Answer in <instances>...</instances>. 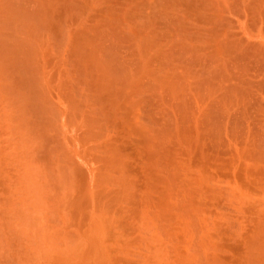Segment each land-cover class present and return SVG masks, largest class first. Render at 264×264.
Wrapping results in <instances>:
<instances>
[{
  "label": "rangeland",
  "instance_id": "374dc122",
  "mask_svg": "<svg viewBox=\"0 0 264 264\" xmlns=\"http://www.w3.org/2000/svg\"><path fill=\"white\" fill-rule=\"evenodd\" d=\"M66 1L69 0H56V2L54 0L51 6L53 7L51 10L57 13L55 15L50 10L54 17L52 25L56 26L54 29L57 28V24L60 28L58 27L59 30L56 29L52 34L44 31L46 36H41V39L45 37L48 39L43 41V44L47 42L44 44L46 49H41L43 44H39L40 49L43 50L39 55L44 56L42 55V59L38 57V62L42 63L41 70L46 69L42 71L48 77L45 76L47 85L52 86L49 90L55 91L52 93L49 91V94H52L49 96L53 99L51 100L53 105L55 104L54 106L63 110L64 113L72 112V109L70 112L68 110L72 107L70 106L72 102L78 103V107L81 105V109L78 108L80 110L78 115L81 117L59 118L60 129L64 128L65 132L62 131V133L67 137H65L67 141L64 140L70 142L68 146L67 143L65 144L67 149L70 148L67 152L70 157L75 155V159L71 158V162H75L74 167H76L74 168L75 179L82 182L75 180L76 185L79 186L78 183H80L79 187H89V191L87 189L89 197L91 188H93L92 191L96 190L91 185L94 182L92 179H95L101 168L107 166L111 168L113 164V171L116 166L120 169H115L117 171L114 172L117 174L109 171L113 181L104 189L106 197L104 206L107 203L105 209H109L107 210L109 212L112 210L110 214L107 212L109 216L106 213V223L108 224L109 221L108 226L110 228L111 224L113 226L112 230H108L107 227L108 231H112L111 236L106 235L112 240L105 237L108 240L105 243H109V245L105 244V249L107 248L110 255L109 262L106 264H264V236H262L264 235V0H71L69 4ZM55 4L58 6H54ZM114 23H116L115 26ZM98 32H103L106 39H103L104 35L100 33L101 37ZM115 33L119 35V38L114 36ZM59 34L62 36H58ZM147 37L150 42L152 39L155 41H152L151 45L155 44L153 45L155 53L158 50L157 53L160 52L161 56L154 54V48L153 53L148 52L150 55L140 52L143 41L145 40L144 42L148 44ZM112 40L116 42H114L115 49H113ZM140 44L142 46H139ZM147 44L145 43V46ZM149 45L146 46L149 49L144 50L147 49L144 46L143 51L152 50V46ZM99 47L106 48L104 50L107 54L113 53L115 57L119 55L118 60L116 58L117 62L120 59L121 62H119H123L126 69H131L128 70L134 75L131 85L125 81L123 83L122 80L117 81L116 79L120 77L118 73L112 75L114 79L110 82L105 77H101V73L92 69L89 62L91 63L92 58L95 59L102 52V48ZM81 48L86 49L84 51H87L90 61L87 60V55L86 60L80 57ZM98 49L101 51L99 52ZM211 69L219 72L209 74ZM164 74L169 77L174 76L176 80L178 77L179 85L180 79L183 78L181 85L175 86L177 87L175 89L179 86L180 92L173 91L172 87L167 89H165L167 86L155 87L156 83L153 84L152 79ZM136 75L138 76L135 77ZM55 78L58 79L55 80ZM210 79L214 80V84ZM201 82L203 84L208 82L207 86L213 91L206 84L204 87ZM66 108L68 111L65 110ZM0 118L4 119L2 123L0 120V129L4 126L3 131H0L3 132V135L0 133V139H3L6 137L5 130L6 133L11 131L13 123L12 121L7 123L10 117L9 120H7L8 117ZM6 138L0 141V146H3V149L0 147V152L4 150L10 152L1 153L5 157L7 154L6 159L4 156H1V159L8 160L5 161L6 163H12L13 153L11 152L15 150H12L15 147V141L13 147L10 143L13 139L11 138L12 141H10L8 135ZM4 142L9 143L4 146L2 144ZM41 150H39V156L42 155L41 158H43L44 149ZM3 160L0 161V199L3 205H9L14 197V200L17 199L16 203L14 201L9 205L10 209L8 206V210L1 212L9 220L16 212L11 205L14 209L22 208L23 194L18 193V195L22 194V197L15 194L21 192L16 187V166L13 169L9 163L7 167V164L3 165ZM13 164L15 163H12V166ZM10 175L14 180L8 179ZM131 180H133L132 183ZM6 192H12V198L9 196L10 193L8 195ZM6 197L7 204L4 203ZM75 198L78 200L79 197ZM89 199L91 200V196ZM90 200L87 199L83 203H88ZM14 204H17V207ZM90 206L92 202L89 208ZM6 211H9L8 214ZM83 211L85 210L81 212ZM89 212L84 213L88 216ZM73 213V215L70 214L71 216L68 214V217L73 219L78 212ZM90 213H93L92 210ZM78 216H76L77 219L74 216L73 221L68 217H66L67 221L61 220L60 232L74 239L78 233L83 232V230L79 231V228L82 223H88V221H84L83 218L81 223L82 220L80 221ZM90 217L91 214L85 218ZM69 219L70 222H68ZM148 219L153 221L150 223ZM1 224L5 226V222L2 221ZM7 227L9 226L6 223ZM83 228L85 230L87 226L84 224ZM13 237L9 236V243L13 244L17 241ZM3 260L5 259H2L0 264H17V262L6 261L2 263Z\"/></svg>",
  "mask_w": 264,
  "mask_h": 264
},
{
  "label": "bare ground",
  "instance_id": "6f19581e",
  "mask_svg": "<svg viewBox=\"0 0 264 264\" xmlns=\"http://www.w3.org/2000/svg\"><path fill=\"white\" fill-rule=\"evenodd\" d=\"M71 1V0H69ZM69 1H66L69 4ZM84 1V0H83ZM157 1V0H156ZM160 1V0H159ZM175 1V0H174ZM56 2V0H55ZM205 2V1H204ZM260 2V1H259ZM61 3V2H60ZM151 3V2H150ZM188 3V2H187ZM54 4V0H0V117H8L7 121L13 123V128L11 131V134L9 132L6 133V130L4 132V136L7 137L9 139H12L10 141V143H12L11 145L13 146V142L15 143V147L12 149L14 150V152L12 151L11 153H13V156L11 158H13L12 163H6L5 160L6 157L1 153H6L10 152L8 150H4L3 152H0V161L3 160L1 159V156H4L5 159L3 160V165L7 164L6 166L8 167L9 165L11 166V168L13 167V169L15 168L14 166H16V173H14L17 177L16 181V187L17 189L19 188L21 192H17L16 189L14 191H16L17 193L13 192H6L7 194L10 193V197L12 194H16L18 195V193H22L23 194V198H21V200H23L21 206L22 208L18 209L16 208L17 204L14 206H16L14 209V207H12L13 205H11V208L13 209L14 212L12 214H14V216L9 220H7L8 218L5 216V214H1L2 211H4L5 209L8 210V206L13 203L15 201V203L17 202L14 197L13 201H12V197L9 198L12 202L9 203V205H1L0 202V223L5 222V226L3 224L0 225V263L2 259H5L2 261V263H4L5 261L8 263H14L17 262V264H106L109 261L110 255H108V250L107 248L105 249V244L108 243L105 241L106 240L105 237H109L110 238V232L112 231H108V230H112L113 226L111 224V228L109 225V221L108 224L106 223V215L109 213H111V211H107L109 209H105V206L107 208V203L104 206V201H105V188H107V186H109L108 184L113 181V176L110 174V172H112V174H117L115 173V169L118 167L116 166V168L113 171V164L111 166V168H107V167H103L101 168V170L97 173V176H95L94 182L91 184L92 187H94L96 190L95 193L93 190V188H91L90 190V195L88 197V191H89V187L86 188V186H82L83 187H79L80 183H82L81 181H77L75 179V169L76 167H74V163L75 162H71V158L75 155H71L72 157H70V154H68L67 150L70 149L67 147H65V144L68 142H65V140L67 141V139H65L66 136H64L62 133V131L65 132L64 128L61 130L60 129V117H78L79 113H78V108L80 107L81 109V105H79L78 107V103L76 104L75 102H72V104H70V106H72L71 108H69V112L70 109H72V112L68 113L66 111L67 108L65 109L66 113L62 112L59 108H56L53 105V102L50 99V96H52V94H49V90L50 87L52 86H48L45 80L48 78L46 76V74L43 72L46 69H42L41 70V64L38 59V57H40L39 54H41L44 49H46L45 45L46 43L43 44V41L45 42L46 39L48 38H44L41 39V36L43 37L46 36V33L52 34V32L56 31V29L59 30V26L57 24V28L54 29L56 26L52 25L54 22L53 19V15H51V9H53V7H51ZM62 4V3H61ZM67 4V5H68ZM70 4H73V2H70ZM76 4V2H75ZM161 4V3H160ZM107 5V4H106ZM168 5V4H167ZM178 5V4H177ZM193 5V4H192ZM54 6H58L57 4H55ZM60 6V5H59ZM71 6V5H69ZM68 8H71L69 7ZM73 6V5H72ZM170 6V4H169ZM179 6V5H178ZM74 7V6H73ZM76 7V6H75ZM74 7V8H75ZM137 7V6H136ZM135 7V8H136ZM32 8V10H31ZM58 8V7H57ZM66 8V7H65ZM131 8V7H130ZM191 8V7H190ZM258 8V7H257ZM55 9V7H54ZM72 9V8H71ZM141 9V8H140ZM215 9V8H214ZM253 9V8H252ZM51 10V11H50ZM69 10V9H68ZM74 11V9H72ZM84 10V9H83ZM118 10V9H117ZM211 10V9H210ZM85 11V10H84ZM113 11V10H112ZM116 11V10H115ZM151 11V10H150ZM54 13V11H52ZM71 12V10L69 11ZM129 12V11H128ZM140 12V10H139ZM177 12V11H176ZM113 13V12H112ZM123 13V12H122ZM147 13V12H146ZM153 13V12H152ZM167 13V12H166ZM55 14V13H54ZM57 14V13H56ZM55 14V15H56ZM66 14V13H65ZM74 14V13H73ZM78 14V13H77ZM76 14V17H77ZM148 14V13H147ZM159 14V13H158ZM157 14V15H158ZM113 15V14H112ZM115 15V14H114ZM113 15V16H114ZM83 16V15H82ZM160 16V15H159ZM162 16V15H161ZM66 17V16H65ZM201 17V16H200ZM53 18V19H52ZM145 18V17H144ZM143 18V19H144ZM72 19V17H71ZM74 19V18H73ZM137 19V18H136ZM159 19V18H157ZM176 19V18H175ZM124 20V19H123ZM132 20V18H131ZM138 20V19H137ZM171 20V19H170ZM174 20V19H173ZM145 21V20H144ZM172 21V20H171ZM71 22V21H70ZM64 23V22H63ZM146 23V22H144ZM168 23V22H167ZM103 24V23H101ZM132 24V23H131ZM141 24V23H140ZM180 24V23H179ZM62 25V24H61ZM116 25V23H114V26ZM120 25V24H119ZM144 25V24H143ZM175 25V24H173ZM54 26V27H53ZM113 26V25H112ZM111 26V28H112ZM118 26V24H117ZM146 26V25H145ZM59 27V28H58ZM119 27V26H118ZM117 29H120L118 28ZM178 27V26H177ZM104 28V27H103ZM156 28V27H155ZM99 29V28H98ZM100 29H102L100 27ZM136 29V28H135ZM175 29V28H174ZM178 29V28H177ZM57 30V32H58ZM116 30V29H115ZM121 30V29H120ZM134 30V29H132ZM44 31L46 33H44ZM61 31V30H60ZM92 31V30H91ZM101 31V30H99ZM105 31V30H103ZM62 32V31H61ZM120 32V31H119ZM99 35L101 32H98ZM154 33V32H153ZM47 34V35H48ZM80 34V32H79ZM93 34V33H92ZM96 34V33H95ZM103 34V32L101 33ZM109 34V33H108ZM111 34V33H110ZM109 34V35H110ZM116 34V33H115ZM130 34V33H129ZM141 34V33H140ZM152 34V33H151ZM150 34V37H151ZM61 34H59L58 36H60ZM71 35V34H70ZM105 37V34H103ZM113 35V34H112ZM148 35V34H147ZM154 35V34H153ZM62 36V35H61ZM69 36V35H68ZM101 36V35H100ZM114 36H118L119 35L116 34ZM49 37V36H48ZM102 37V36H101ZM112 37V36H110ZM109 37V39H110ZM125 37V36H124ZM140 37V36H139ZM154 37V36H153ZM51 38V37H50ZM49 38V39H50ZM62 38V37H61ZM108 38V36H107ZM115 38V37H114ZM138 38V37H137ZM41 39V40H40ZM90 39V38H89ZM93 39V36H92ZM102 39V38H101ZM103 39H106L103 38ZM112 39V38H111ZM117 39V38H116ZM54 40V39H53ZM121 41V39H119ZM149 40V41H148ZM41 41V42H40ZM62 41V40H61ZM66 41V40H65ZM81 41V40H80ZM108 41V40H106ZM113 41V40H112ZM117 41V40H116ZM132 41V40H131ZM145 41V40H144ZM143 41V46L140 44L139 46H142V48L140 49L141 53H145V55H150V53H153V45H151V42L153 41V39L150 42V39H148V37L146 38V41H148V44H150L152 46V50L149 51H143V48L145 46V43L147 44V42ZM188 41V40H187ZM49 42V41H48ZM56 42V41H55ZM83 42V41H82ZM102 42V41H101ZM100 42V43H101ZM115 42V40L113 41V43ZM150 42V43H149ZM155 42V41H153ZM152 42V43H153ZM43 44L42 48L43 50L40 49L41 45L39 46V44ZM58 43V42H57ZM78 43V42H77ZM99 43V44H100ZM116 43V42H115ZM115 43L113 44V49H115ZM122 43V41H121ZM135 43V42H134ZM140 43V41H139ZM142 43V41H141ZM184 43V42H183ZM51 44V43H50ZM102 44V43H101ZM103 44H105L104 40H103ZM102 44V46H103ZM108 44V43H107ZM147 44V45H148ZM57 45V44H56ZM74 45V43H73ZM84 45V44H83ZM90 44H88L89 46ZM94 45V44H93ZM111 45V44H110ZM108 45V46H110ZM115 45V46H114ZM133 45V44H131ZM146 45V46H147ZM149 45V46H150ZM86 46V45H85ZM101 46V45H99ZM112 46V45H111ZM134 46V45H133ZM145 46V47H146ZM150 46V47H151ZM74 47V46H73ZM72 47V49H73ZM104 47V46H103ZM106 47V46H105ZM122 47V46H121ZM129 47V46H128ZM51 48V47H50ZM57 48V47H56ZM59 48V47H58ZM78 48V47H77ZM97 49V47H95ZM102 48V47H99ZM118 48V46H117ZM116 48V49H117ZM137 48V47H136ZM147 49L144 50H148L149 47H146ZM185 48V47H184ZM106 48H102V52H100L101 50H99V56L94 59V57L92 58L93 60L91 61V63L89 62V65L92 66V69L95 70V72L97 71L98 73H101L102 76L101 77H105V79H108L110 82L112 81V75L115 73H118V76L120 75L119 78H115L117 81L122 80L125 81L126 83H131L133 81V74L132 71L129 72L131 69H126L125 65L122 63H120V59H119V63L117 62L118 60V56L116 57L113 55V53H106V51L104 50ZM110 49V47H109ZM130 49V48H129ZM51 50V49H50ZM67 50V49H66ZM76 50V48H75ZM79 50V49H78ZM84 48H81L80 53V57L84 58V60H86L85 56L87 55L88 57V53L87 51L85 52ZM92 50V49H91ZM103 50L105 52H103ZM121 50V49H120ZM188 50V49H187ZM193 50V49H192ZM47 51V50H46ZM57 51V50H55ZM89 51V49H88ZM111 51V50H110ZM117 51V50H115ZM125 51V49H124ZM158 51V50H157ZM155 53V48H154V54H158L161 56L160 52L159 53ZM52 52V51H51ZM60 52V51H58ZM97 52V51H96ZM108 52V51H107ZM148 52H150L148 54ZM56 53V52H55ZM75 53V51H74ZM118 53V52H117ZM127 53V52H126ZM62 54V53H61ZM77 54V53H76ZM130 54V53H129ZM140 54V53H139ZM138 54V55H139ZM189 54V53H188ZM187 54V55H188ZM43 55V54H42ZM41 55V59L42 56ZM71 55V54H69ZM121 55V54H120ZM143 55V54H141ZM140 55V56H141ZM157 55V57H158ZM153 56V54L151 55ZM52 57V56H51ZM60 57V56H59ZM75 57V56H74ZM91 57V56H90ZM126 57V56H125ZM139 57V56H138ZM148 57V56H147ZM155 57V58H157ZM190 57V56H189ZM117 58V60H116ZM149 58V57H148ZM166 58V57H165ZM62 59V58H61ZM130 59V58H129ZM150 59V58H149ZM167 59V58H166ZM58 60V59H57ZM77 60V58H76ZM81 60V59H80ZM88 61L89 57L87 58ZM141 60V59H140ZM164 60V58H163ZM176 60V59H175ZM221 60V59H220ZM128 61V60H127ZM217 61V60H216ZM58 62V61H56ZM196 62V61H195ZM194 62V63H195ZM38 63L40 67H38ZM60 63V62H59ZM84 63V62H83ZM128 63V62H127ZM126 63V64H127ZM136 63V62H135ZM148 63V62H147ZM57 64V63H56ZM131 64V63H130ZM129 64V65H130ZM138 64V63H137ZM136 64V65H137ZM219 64V63H218ZM87 66V65H86ZM132 66V64H131ZM141 66V64H140ZM145 66V63H144ZM159 66V65H158ZM52 67V66H51ZM76 67V66H75ZM127 67V66H126ZM130 67V66H129ZM151 67V66H150ZM168 67V66H167ZM44 68V66L42 67ZM54 68V67H53ZM56 68V67H55ZM89 68V67H88ZM132 68V67H130ZM144 68V67H143ZM142 68V69H143ZM164 68V67H163ZM169 68V67H168ZM82 69V68H81ZM91 69V68H90ZM133 69V68H132ZM136 69V68H135ZM134 69V70H135ZM141 69V70H142ZM155 69V68H154ZM171 69V68H170ZM175 69V68H174ZM183 69V68H182ZM215 69V67H214ZM129 70V71H128ZM141 70H139L141 72ZM151 70V69H150ZM149 70V71H150ZM172 70V69H171ZM218 70V68H217ZM222 70V69H221ZM55 71V70H54ZM65 71V70H64ZM84 71V70H83ZM156 71V70H155ZM164 71V70H163ZM162 71V72H163ZM168 71V70H167ZM164 71V72H167ZM209 71V70H208ZM90 72V71H89ZM152 72V71H151ZM154 72V71H153ZM169 72V71H168ZM171 72V71H170ZM178 72V71H177ZM215 74V71L213 69H211V73L209 74ZM219 72V71H218ZM217 72V73H218ZM161 73V72H160ZM174 73V72H173ZM222 73V72H221ZM51 74V73H50ZM65 74V73H64ZM95 74V73H94ZM122 74V75H121ZM135 74V73H134ZM143 74V71H142ZM154 74V73H153ZM156 74V73H155ZM175 74V73H174ZM194 74V73H193ZM192 74V75H193ZM201 74V73H200ZM116 75V74H115ZM140 75V74H139ZM157 75V74H156ZM170 75V74H169ZM172 75V74H171ZM170 75V76H171ZM177 75V74H176ZM45 76L47 78H45ZM64 76V75H63ZM69 76V75H67ZM73 76V75H72ZM100 76V75H99ZM138 75H136L135 77H137ZM180 76V75H178ZM211 76V75H209ZM56 77V76H55ZM82 77V76H81ZM117 77V76H116ZM183 77V76H181ZM180 77V78H181ZM188 77V76H187ZM219 77V76H218ZM71 78V76H70ZM145 78V77H144ZM154 78V77H153ZM198 78V77H197ZM217 78V77H216ZM58 78H55V80ZM77 79V78H76ZM104 79V78H103ZM146 79V78H145ZM152 79V77H151ZM178 77L177 80L174 76L169 77L168 75L164 74V76L160 77L155 76V79H152L153 84H155V87L158 86H163L165 88V86H167L165 89H167L168 87H172V90H178L179 91V86L181 85L182 79L181 78V82L180 85L177 84L178 82ZM213 79V78H212ZM210 79V81L212 80ZM219 79V78H218ZM72 80V79H71ZM75 80V79H74ZM78 80V79H77ZM107 80V81H108ZM136 80V78L134 79ZM179 80V81H180ZM185 80V78H184ZM191 80V79H190ZM48 81V80H47ZM51 80L49 79V82ZM76 81V80H75ZM93 81V80H92ZM144 81V80H143ZM150 81V79H149ZM204 81V80H203ZM209 81V83H210ZM214 80H212L213 83ZM216 81V80H215ZM46 82V83H45ZM52 82V81H51ZM50 82V83H51ZM141 82V81H140ZM190 82V81H189ZM217 82V81H216ZM66 83V82H65ZM87 83V82H86ZM102 83V82H101ZM104 83V82H103ZM108 83V82H107ZM124 83V82H123ZM125 83V84H126ZM144 83V82H143ZM202 83V82H201ZM205 83V82H204ZM207 84H209L208 82H206ZM205 83V84H206ZM56 84V83H55ZM118 83H116L117 85ZM186 84V83H184ZM205 84L202 83V85L205 87ZM206 84V86H207ZM214 84V83H213ZM85 85V84H84ZM92 85V84H91ZM105 85V84H103ZM131 85V84H130ZM147 85V84H146ZM170 85V86H169ZM176 85L178 86V89H175L177 87H175ZM190 85V84H189ZM212 85V84H211ZM95 86V85H94ZM98 86V85H97ZM128 86V85H127ZM184 86V85H183ZM213 86V85H212ZM100 87V86H99ZM110 87V85H109ZM138 87V86H137ZM144 87V86H143ZM162 87V89H163ZM186 87V86H185ZM195 87V85H194ZM209 87V86H207ZM54 88V87H53ZM52 88V89H53ZM58 88V87H57ZM121 88V87H120ZM141 88V86H140ZM193 88V87H192ZM210 88V87H209ZM215 88V87H214ZM218 88V87H217ZM75 89V88H74ZM82 89V88H81ZM104 89V87H103ZM109 89V88H107ZM148 90H150L149 88H147ZM157 89V88H156ZM161 89V88H160ZM182 89V87H181ZM180 89V90H181ZM199 89V88H198ZM211 91L212 88H210ZM209 89V90H210ZM55 90V89H54ZM73 90V89H72ZM139 90V89H138ZM145 90V88H144ZM147 90V91H148ZM171 90V89H170ZM169 90V91H170ZM202 90V89H201ZM207 90V89H206ZM69 91V90H68ZM83 91V90H82ZM103 91V90H102ZM111 91V90H110ZM137 91V90H136ZM211 91H209V93H211ZM216 91V90H214ZM55 92V91H51ZM104 92V91H103ZM165 92V91H164ZM177 92V91H176ZM195 92V91H194ZM98 93V91H97ZM124 93V92H122ZM174 93V92H173ZM185 93V92H184ZM200 93V92H199ZM202 93V92H201ZM216 93V92H215ZM68 94V93H67ZM100 94V93H99ZM108 94V93H107ZM119 94V93H117ZM143 94V93H142ZM172 94V93H171ZM183 94V92H182ZM207 94V92H206ZM74 95V94H73ZM102 95V94H101ZM131 95V94H130ZM134 95V94H133ZM144 95V94H143ZM165 95V94H164ZM167 95V94H166ZM173 95V94H172ZM177 93L175 94L176 97ZM181 96V94H179ZM178 95V96H179ZM185 95V94H183ZM141 96V95H140ZM155 96V95H153ZM187 96V95H186ZM71 97V96H69ZM101 97V96H100ZM134 97V96H133ZM136 97V96H135ZM138 97V96H137ZM174 97V98H175ZM207 97V96H206ZM52 98V97H51ZM72 98V97H71ZM74 98V97H73ZM79 98V97H78ZM90 98V97H88ZM97 98V97H96ZM103 98V97H102ZM111 98V97H110ZM130 98V97H129ZM163 98V97H162ZM180 98V97H179ZM200 98V97H199ZM75 99V98H74ZM101 99V98H100ZM142 99V98H141ZM70 100V99H69ZM72 100V99H71ZM88 100V99H87ZM74 101V100H73ZM77 101V100H76ZM179 101V100H178ZM59 103V102H58ZM68 103H70V101H68ZM101 103V102H100ZM183 103V102H182ZM186 103V102H185ZM164 104V103H163ZM180 104V102H179ZM84 105V104H83ZM159 105V104H158ZM183 105V104H182ZM194 105V104H193ZM100 106V105H99ZM186 106V105H185ZM69 107V104H68ZM85 107V106H84ZM138 108V107H137ZM175 108V107H174ZM62 109V108H61ZM136 109V108H135ZM89 110V109H88ZM96 110V109H95ZM80 111V110H79ZM82 112V111H81ZM122 112V111H120ZM86 113V112H85ZM167 113V112H166ZM81 114V113H80ZM209 114V113H208ZM95 115V114H94ZM184 115V114H183ZM187 115V114H186ZM190 115V114H189ZM188 115V116H189ZM84 116V115H83ZM191 116V115H190ZM81 117V116H79ZM78 117V118H79ZM106 117V116H105ZM104 118V117H103ZM213 118V117H212ZM167 119V118H166ZM1 120V123L2 120ZM74 120V119H73ZM80 120V119H79ZM132 120V119H131ZM6 121V120H5ZM153 121V120H152ZM165 121V120H164ZM185 121V120H184ZM141 122V121H140ZM167 122V121H166ZM0 123V125H1ZM5 123V122H3ZM10 123V124H11ZM60 123V124H59ZM94 123V122H93ZM126 123V122H125ZM171 123V122H170ZM87 124V123H86ZM105 124V123H104ZM107 124V123H106ZM168 124V123H167ZM5 125V124H4ZM88 125V124H87ZM172 125V124H171ZM11 127V125H9ZM70 126V125H69ZM134 126V125H133ZM147 126V125H145ZM4 126H2L3 129ZM8 127V125L6 126ZM5 127V128H6ZM9 127V128H10ZM154 127V126H153ZM169 127V126H168ZM200 127V126H199ZM4 128V129H5ZM62 128V127H61ZM108 128V127H107ZM135 128V127H134ZM147 128V127H146ZM171 128V127H170ZM2 129H0V131H3ZM95 129V128H94ZM137 129V128H136ZM9 130V129H8ZM7 130V131H8ZM67 130V129H66ZM73 130V129H71ZM103 130V129H102ZM70 131V130H69ZM84 131V129H83ZM151 131V130H150ZM86 132V131H85ZM145 132V131H144ZM1 133V132H0ZM3 133V132H2ZM1 133V135H3ZM78 133V132H77ZM162 133V132H161ZM7 134V135H6ZM10 134V137H9ZM73 134V133H71ZM155 134V133H154ZM0 135V138H1ZM62 135L64 136V138L62 137ZM153 135V134H152ZM85 136V135H84ZM6 137H3L4 140L7 139ZM81 137V136H80ZM98 137V136H97ZM153 137V136H152ZM158 137V135H157ZM190 137V136H189ZM67 138V137H66ZM8 139V140H9ZM65 139V140H64ZM189 139V138H188ZM82 140V139H81ZM166 140V139H165ZM7 141V140H6ZM161 141V140H160ZM2 142V141H1ZM0 142V143H1ZM80 142V141H79ZM165 142V141H164ZM7 143V142H6ZM5 142L2 143L6 144ZM9 143V142H8ZM7 143V145H8ZM99 143V142H97ZM77 144V143H76ZM107 144V143H106ZM150 144V142H149ZM148 144V145H149ZM154 144V143H153ZM70 145V144H69ZM86 145V144H85ZM164 145V144H163ZM10 146V145H9ZM12 146L10 148H12ZM1 147V146H0ZM7 149L8 146H6ZM78 147V146H77ZM108 147V146H107ZM151 147V146H150ZM3 149V146L1 147ZM44 149V156L43 158L42 155L39 156V150L42 151L41 149ZM66 148V150H65ZM72 148V147H71ZM118 148V147H117ZM6 149V148H4ZM39 149V150H38ZM114 149V148H113ZM150 149V148H149ZM160 149V147H159ZM162 149V148H161ZM164 149V148H163ZM1 150V149H0ZM11 150V149H10ZM97 150V149H96ZM104 150V149H103ZM38 152V153H37ZM93 152V151H92ZM165 153V152H164ZM103 154V153H102ZM113 154V153H112ZM159 154V153H158ZM108 155V154H107ZM115 155V154H114ZM120 155V154H119ZM122 155V154H121ZM165 155V154H164ZM90 156V155H89ZM8 157H10L8 155ZM11 158H9V160L11 161ZM93 158V157H92ZM107 158V157H106ZM157 158V157H156ZM162 158V157H161ZM75 159V158H74ZM74 159L72 161H74ZM102 159V158H101ZM120 159V158H119ZM109 160V158H108ZM160 160V159H159ZM97 161V160H96ZM95 161V162H96ZM111 161V160H110ZM151 161V160H150ZM163 161V160H162ZM161 161V162H162ZM2 162V161H1ZM84 162V161H83ZM94 162V163H95ZM5 163V164H4ZM94 163H92L94 165ZM98 163V162H96ZM103 163V162H102ZM110 163V162H109ZM117 163V162H116ZM122 163V162H121ZM2 164V163H1ZM9 164V165H8ZM101 164V163H100ZM106 165H108V163H104ZM85 165V164H84ZM99 165V164H98ZM120 165V163L118 164V166ZM114 166V167H115ZM95 167V166H94ZM97 167V166H96ZM1 168V167H0ZM75 168V169H74ZM98 168V169H100ZM124 168V167H122ZM12 169V170H13ZM150 169V168H149ZM111 170V171H110ZM120 170V169H118ZM127 170V169H126ZM166 170V169H165ZM10 171V170H9ZM110 171V172H109ZM1 172V171H0ZM14 172V171H13ZM119 172V171H118ZM175 172V171H174ZM168 173V172H167ZM4 174V173H3ZM126 175V174H125ZM176 175V174H175ZM1 176V174H0ZM178 176V175H177ZM14 177V175H13ZM123 177V176H122ZM153 177V175H152ZM173 177V176H172ZM2 178V177H1ZM9 178H12L11 175ZM167 178V177H166ZM7 179V180H8ZM13 179V178H12ZM156 179V178H155ZM171 179V178H170ZM2 180V179H1ZM11 180V179H10ZM8 180V181H10ZM14 180V179H13ZM11 180V181H13ZM80 182L78 183L79 186H77L76 182ZM167 180V179H166ZM185 180V179H184ZM14 181V182H15ZM133 180H131L132 183ZM135 181V180H134ZM152 181V180H151ZM172 181V179H171ZM161 182V181H160ZM159 182V183H160ZM1 183V182H0ZM8 183V182H7ZM10 183V182H9ZM173 183V182H172ZM171 183V184H172ZM15 184V183H13ZM111 184V183H110ZM181 184V183H180ZM183 184V183H182ZM4 185V184H3ZM9 185V184H8ZM87 185V184H86ZM131 185V184H130ZM136 185V184H135ZM174 185V184H173ZM190 185V184H189ZM11 186V185H10ZM19 186V187H18ZM111 186V185H110ZM187 186V185H186ZM3 187V186H2ZM85 187V189H84ZM116 187V186H115ZM156 187V186H155ZM168 187V186H167ZM188 187V186H187ZM8 188V187H7ZM11 188V187H10ZM15 188V187H14ZM89 188V189H88ZM153 188V187H150ZM12 189V188H11ZM88 189V191H87ZM117 189V188H116ZM156 189V188H155ZM176 189V188H175ZM86 190V191H85ZM157 190V189H156ZM177 190V189H176ZM180 190V189H179ZM9 191V188H8ZM77 191V192H76ZM112 191V190H111ZM132 191V190H131ZM136 191V190H135ZM146 191V190H145ZM147 192V191H146ZM152 192V191H151ZM157 192V191H156ZM160 192V191H159ZM180 192V191H179ZM178 192V193H179ZM186 192V191H185ZM12 193V194H11ZM80 195H78V194ZM115 193V192H114ZM129 193V192H128ZM140 193V192H139ZM161 193V192H160ZM177 193V192H176ZM6 194V195H7ZM22 194H19L18 196L22 197ZM79 197L78 200L75 198ZM142 194V193H141ZM153 194V193H152ZM169 194V193H168ZM7 195V196H8ZM135 195V194H134ZM149 195V194H148ZM151 195V194H150ZM183 195V194H182ZM15 196V195H14ZM91 196V200L89 199ZM172 196V195H171ZM187 196V195H186ZM125 197V196H124ZM164 197V196H163ZM179 197V196H178ZM17 198V197H16ZM117 198V197H116ZM149 198V197H148ZM158 198V197H157ZM177 198V196H176ZM18 199H20L18 197ZM88 200H90L92 202V206H90L91 208H89V205H91V202L89 201L88 203H90L89 205H87L88 203H83L84 201L86 202ZM128 199V198H127ZM130 199V198H129ZM137 199V198H135ZM139 199V198H138ZM165 199V198H164ZM182 199V198H181ZM7 197L4 201V203L6 202ZM9 200V202H10ZM177 200V199H176ZM186 200V199H184ZM20 201V200H18ZM129 201V200H128ZM139 201V200H138ZM137 201V202H138ZM179 201V200H178ZM181 201V200H180ZM167 202V201H166ZM187 202V201H186ZM20 205V202H18ZM111 203V202H110ZM168 203V202H167ZM176 203V202H175ZM174 203V204H175ZM178 203V202H177ZM196 203V202H195ZM7 204V203H5ZM147 204V203H146ZM158 204V203H157ZM182 204V203H181ZM84 205V206H83ZM86 205V206H85ZM124 205V204H123ZM134 205V204H133ZM178 205V204H177ZM111 206V205H110ZM186 206V204H185ZM184 206V207H185ZM188 206V205H187ZM193 206V205H192ZM197 206V205H196ZM133 207V206H132ZM137 207V206H136ZM148 207V205H147ZM146 207V208H147ZM150 207V206H149ZM198 207V206H197ZM87 208H89L87 210ZM142 208V207H141ZM152 208V207H151ZM164 208V207H163ZM170 208V207H169ZM179 208V207H178ZM181 208V207H180ZM186 208V207H185ZM190 208V207H188ZM187 208V209H188ZM10 209V206H9ZM93 213H90L91 210ZM112 209V208H111ZM121 209V208H120ZM136 209V208H135ZM145 209V208H144ZM167 209V208H166ZM17 210H19L17 212ZM84 212H88L87 213L88 216H86V214L82 213L81 211ZM146 210V209H145ZM152 210V209H150ZM184 210V209H183ZM200 210V208L198 209ZM12 211V210H10ZM119 211V209H118ZM122 211V210H121ZM126 211V210H125ZM143 211V210H142ZM155 211V210H154ZM189 211V210H188ZM7 212V211H6ZM5 212V213H6ZM9 212V211H8ZM7 212V214H8ZM68 212V213H66ZM73 212H78L77 215L75 214L74 216H78L79 214V220L81 221L84 218V221H88V223H84L87 228L84 230V228L82 229V226L84 225L81 221L82 225L79 228V231L83 230V232L78 233V236L74 238L67 236V234H63L62 232H60V225L62 224L60 221L62 220V222L65 220L67 221L68 218H70L72 221L75 218L73 216L72 217H68L70 214H74ZM108 212V213H107ZM179 212V211H178ZM10 213V214H11ZM107 213V214H106ZM121 213V212H120ZM128 213V211H127ZM131 213V212H130ZM155 213V212H154ZM196 213V212H195ZM11 214V216H12ZM67 214V215H66ZM69 214V215H68ZM80 214H81V219H80ZM85 216H83V215ZM91 214L90 218H85V217H89V215ZM108 214V216H109ZM144 214V213H143ZM153 214V212H152ZM190 214V213H189ZM147 216V212L144 214V216ZM150 215V214H149ZM148 215V216H149ZM196 215V214H195ZM4 216V217H3ZM71 216V215H70ZM107 216V217H108ZM114 216V215H113ZM129 216V215H128ZM127 216V217H128ZM145 216V217H146ZM184 216V215H183ZM66 217H68L66 219ZM134 217V216H133ZM142 217V216H141ZM144 217V219H145ZM152 217V216H150ZM172 217V215H171ZM177 217V216H176ZM188 217V216H187ZM65 218V219H64ZM126 218V217H125ZM143 218V217H142ZM148 218V217H147ZM181 218V217H180ZM70 219L68 222H70ZM77 219V217H76ZM86 219V220H85ZM139 219V218H138ZM171 219V218H170ZM173 219V218H172ZM187 219V218H186ZM107 220H109L107 218ZM125 220V219H124ZM142 220V219H141ZM149 220V219H148ZM164 220V219H163ZM162 220V221H163ZM168 220V219H167ZM176 220V219H175ZM192 220V219H191ZM203 220V219H202ZM118 221V220H117ZM129 221V220H128ZM131 221V220H130ZM139 221V220H138ZM150 221V220H149ZM153 221V220H152ZM150 221V223L152 222ZM193 221V220H192ZM60 222V223H59ZM120 222V221H118ZM123 222V221H122ZM172 222V221H170ZM6 223L8 224L9 227L6 228ZM65 223V222H64ZM77 223V222H76ZM113 223V222H112ZM125 223V222H124ZM131 223V222H130ZM142 223V222H141ZM157 223V222H156ZM175 223V221H174ZM178 223V220H177ZM186 223V222H185ZM67 224V223H66ZM65 224V225H66ZM119 224V223H118ZM127 224V223H126ZM140 224V223H139ZM144 224V223H143ZM3 225V226H2ZM107 225V226H106ZM114 225V224H113ZM173 225V223H172ZM180 225V224H179ZM186 225V224H185ZM121 226V225H120ZM125 226V225H124ZM133 226V225H131ZM140 226V225H139ZM148 226V225H147ZM154 226V224H153ZM164 226V225H163ZM85 227V226H84ZM109 229H108V228ZM156 227V225H155ZM165 227V226H164ZM70 228V227H69ZM116 228V227H115ZM140 228V227H139ZM108 229V230H107ZM164 229V228H163ZM260 229V228H259ZM193 230V229H192ZM108 231V232H107ZM141 231V230H139ZM147 231V230H146ZM189 231V230H188ZM124 232V231H123ZM149 232V231H148ZM170 232V231H169ZM193 232V231H192ZM201 232V231H200ZM131 233V231H130ZM134 233V232H133ZM161 233V232H160ZM168 233V232H167ZM181 233V231H180ZM69 234V233H68ZM107 234H109L110 236H106ZM127 234V233H126ZM149 234V233H148ZM175 234V233H174ZM239 234V233H237ZM261 234V233H260ZM12 235V237L14 236L17 241L15 243H9L10 239L9 236ZM114 235V234H113ZM167 235V234H166ZM202 235V234H201ZM72 236V235H71ZM75 236V235H74ZM151 236V235H150ZM172 236V235H170ZM203 236V235H202ZM237 236V235H236ZM264 236V235H262ZM13 237V239H14ZM119 237V236H118ZM157 237V236H156ZM176 237V236H175ZM198 237V236H197ZM146 238V237H145ZM148 238V237H147ZM152 238V236H151ZM155 238V237H154ZM14 239V240H16ZM108 239V238H107ZM118 239V238H117ZM126 239V238H125ZM130 239V238H129ZM193 239V238H192ZM204 239V238H202ZM110 240H112V238H110ZM122 240V239H121ZM120 240V241H121ZM161 240V239H160ZM177 240V239H176ZM197 240V239H196ZM151 241V240H150ZM118 243V241H117ZM131 243V242H130ZM141 243V242H140ZM147 243V242H146ZM201 243V242H200ZM210 243V242H208ZM138 244V243H137ZM180 244V243H179ZM109 245V243H108ZM115 245V244H114ZM169 245V244H168ZM138 246V245H137ZM174 246V245H173ZM183 246V244H182ZM204 246V245H203ZM202 246V247H203ZM214 246V245H213ZM253 246V245H252ZM108 247V246H107ZM111 247V246H110ZM119 247V246H118ZM124 247V246H123ZM134 247V246H133ZM144 247V246H143ZM156 247V246H155ZM115 248V247H114ZM117 248V247H116ZM150 248V247H149ZM179 248V247H178ZM144 249V248H143ZM198 249V248H197ZM200 249V248H199ZM256 249V248H255ZM106 250H107V254H106ZM115 250V249H114ZM120 250V248H119ZM147 250V249H146ZM170 250V249H169ZM140 251V250H139ZM143 251V250H142ZM160 251V250H159ZM175 251V250H173ZM200 251V250H199ZM262 251V250H261ZM120 252V251H119ZM167 252V251H166ZM181 252V251H180ZM113 253V252H112ZM201 253V252H200ZM205 253V252H204ZM139 254V253H138ZM115 255V254H114ZM133 255V254H132ZM186 255V253H185ZM144 256V255H143ZM160 256V255H159ZM158 256V257H159ZM166 256V255H165ZM173 256V255H172ZM196 256V255H195ZM193 256V258L195 257ZM109 257V258H108ZM154 257V256H153ZM151 257V258H153ZM191 257V256H190ZM259 257V256H258ZM147 258V257H146ZM157 258V257H156ZM179 258V257H178ZM181 258V257H180ZM174 259V258H173ZM182 259V258H181ZM206 259V257H205ZM180 260V259H179ZM111 261V260H110ZM189 261V260H188ZM201 261V260H200ZM214 261V260H213ZM138 262V260H137ZM161 262V261H160ZM174 262V261H173ZM182 262V261H181ZM196 262V261H195ZM194 262V263H195ZM132 263V262H131ZM147 263V262H145ZM166 263V262H165ZM205 263H207L205 261ZM5 264V263H4ZM16 264V263H14ZM110 264V263H109ZM200 264V263H199Z\"/></svg>",
  "mask_w": 264,
  "mask_h": 264
}]
</instances>
